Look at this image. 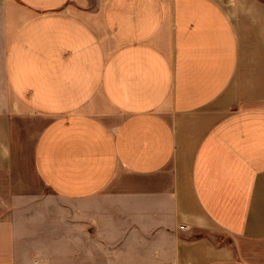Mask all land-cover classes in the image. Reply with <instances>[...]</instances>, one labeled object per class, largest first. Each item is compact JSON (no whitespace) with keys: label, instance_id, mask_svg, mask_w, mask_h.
Instances as JSON below:
<instances>
[{"label":"crops","instance_id":"crops-1","mask_svg":"<svg viewBox=\"0 0 264 264\" xmlns=\"http://www.w3.org/2000/svg\"><path fill=\"white\" fill-rule=\"evenodd\" d=\"M258 44L220 0H0V264H264Z\"/></svg>","mask_w":264,"mask_h":264},{"label":"rangeland","instance_id":"rangeland-1","mask_svg":"<svg viewBox=\"0 0 264 264\" xmlns=\"http://www.w3.org/2000/svg\"><path fill=\"white\" fill-rule=\"evenodd\" d=\"M226 11L233 15L245 51L249 43L264 42V0H220ZM255 50L254 48L251 49ZM217 244L229 246L231 239L224 233L208 230L204 234Z\"/></svg>","mask_w":264,"mask_h":264}]
</instances>
